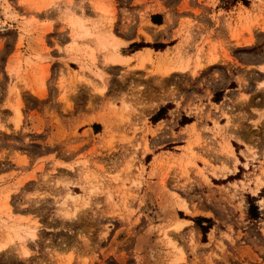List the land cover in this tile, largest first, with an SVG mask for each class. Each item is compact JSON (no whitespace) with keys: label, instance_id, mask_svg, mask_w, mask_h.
<instances>
[{"label":"rangeland","instance_id":"rangeland-1","mask_svg":"<svg viewBox=\"0 0 264 264\" xmlns=\"http://www.w3.org/2000/svg\"><path fill=\"white\" fill-rule=\"evenodd\" d=\"M200 1L219 33L197 38L188 15L180 34L213 65L163 82L158 67L152 105L103 102L93 65L52 52L72 22L154 31L127 51L163 50L150 23ZM200 1L0 0V264H264V0ZM230 15L253 46L229 50Z\"/></svg>","mask_w":264,"mask_h":264},{"label":"crops","instance_id":"crops-1","mask_svg":"<svg viewBox=\"0 0 264 264\" xmlns=\"http://www.w3.org/2000/svg\"><path fill=\"white\" fill-rule=\"evenodd\" d=\"M199 3L200 5H196L197 8L195 9L182 8L181 5L183 3H181L180 5L176 6V8L169 11V13H162L161 22H158V24L160 25H154L150 23L155 28L166 26L165 35L170 40V45H168L163 50L155 51L154 49L148 46H144L134 49L132 51H127L132 43L142 42L145 44H149L158 41L159 37H163L162 35L154 34V31H148V36L138 34L136 32V34L130 37H128L125 33L113 31L112 37L114 38L108 40L112 41L113 43L116 42L119 44L117 47L119 59L115 62H112L107 59V57L105 56L106 53L101 48H99V46L95 44L96 42L94 41L95 38H97L95 36V34L97 33L104 34V37L108 35L105 34L107 30L104 29L102 30L103 32L101 30L99 32H95L94 36H91V34H89L90 36L82 34L83 32H86V30L81 32L80 34H74L73 36H71L68 30V35L70 37L64 38L63 40H61L60 38L59 45H57L56 47L54 46L55 48H53L52 52L55 53L57 57H62V59L69 58V65H67V67L70 69V65H77L78 61L85 62L90 66L93 65L98 71V76L93 79V83L95 86L93 89L90 90V92L96 98H102L103 102H105V100L113 101L115 103V106H118L119 102L133 99V101H142L146 103H151L152 105L154 104V102L152 103L151 101L153 95L155 94L148 93V88L150 82L152 81V77L154 75L156 76L155 71L158 67H161L160 69L164 73H166L164 77L170 79L191 72L190 70H193L197 66L195 64L200 63L202 65L200 67V71L208 66L213 65V62L209 63L208 61L209 56H211V54H209V49L205 48L203 54L200 55L197 60L195 59V57L198 55L196 48H185L183 46L184 44L182 43L183 36L180 34L182 32L181 25L188 15L191 18L197 20L198 23H200L199 27L193 29V33L196 35L197 38H200V36H207L209 35L208 33L213 32V30L214 33H219L218 29H214L216 24L214 22L212 23L210 21V18H207L210 17L213 13L211 8H206V6H209L210 4L208 2L202 3L201 1ZM199 9H201L202 12L198 14L196 11H198ZM153 14H155V12ZM79 15L80 14L78 12L77 16ZM213 15L215 14L213 13ZM235 18L236 16L230 15L228 18L220 20L222 23L221 27L224 29L222 35H224L226 41L229 43V50L253 46L254 43L251 42L250 36L247 33L248 31L246 30L248 25L244 23L245 19L243 18L241 21H237V19L234 20ZM224 20L226 23L230 20V25L236 28L234 36H232L231 31L225 28V23H223ZM207 22L209 24H207ZM261 26L262 27L260 28H254L252 30L253 34L256 35L258 32H264V18L263 25ZM91 31L93 30H90L89 32ZM165 53L168 56H166ZM31 56V54H26L24 58L26 59L27 57ZM157 61L163 62L159 64ZM161 64L163 66H161ZM185 64H188L187 68H185ZM21 66H23V64ZM121 72L125 74L127 73L128 75H130V77L133 76V81L131 80V78L129 80L125 79L124 82L117 81L115 79V76L117 77L118 74H120ZM258 76L261 77L260 80L264 79V74L262 76L261 74H258ZM102 77L104 79H102ZM159 78L160 75H158V79ZM158 98L159 101L157 102V107H159L161 104V97ZM84 114L85 113H83L79 117V120L83 119ZM104 119L105 123L111 122L108 121L106 117H104ZM95 123H98V121H96ZM101 125L102 132H104V123H101ZM90 131L93 132L92 128L90 129Z\"/></svg>","mask_w":264,"mask_h":264},{"label":"bare ground","instance_id":"bare-ground-1","mask_svg":"<svg viewBox=\"0 0 264 264\" xmlns=\"http://www.w3.org/2000/svg\"><path fill=\"white\" fill-rule=\"evenodd\" d=\"M77 6V5H76ZM80 7V6H79ZM83 7V6H82ZM100 7H101V5H100ZM100 7H98V9L100 8ZM103 7V6H102ZM104 9V8H103ZM100 10V9H99ZM79 12H80V10H79ZM104 12V11H103ZM109 12V11H108ZM105 13V12H104ZM99 14V13H98ZM107 15V14H106ZM80 16V15H79ZM82 16V15H81ZM105 16V15H104ZM113 16V15H112ZM106 17V16H105ZM112 19V18H111ZM60 20V19H59ZM82 20V19H81ZM104 20H105V18H104ZM67 21V20H66ZM84 21V20H83ZM70 22V21H69ZM68 22V23H69ZM82 22V21H81ZM73 23V24H72ZM71 24H70V26L75 30V32L77 33V34H80L81 32H83V31H85L86 30V32H83L82 34H85L86 36L87 35H89V34H91V36L93 35L94 36V33L95 32H97V31H95V29L93 30L94 32H89L88 30L89 29H85L84 27H85V24H84V27H83V25H81V24H79V23H77V22H72ZM83 23V22H82ZM110 23V22H109ZM88 28V27H87ZM100 30V29H99ZM102 31V30H101ZM103 32V31H102ZM105 34H108V35H106L105 37H104V34H101V33H97V34H95V36L97 37V38H95V44H97L98 46H99V48H101L105 53H106V57H107V59H109L110 61H112V62H115V61H117L118 59H119V55H118V52H117V47H118V43H113L112 41H109L108 39H111V38H113L112 37V35H111V31H109V33L108 32H105ZM90 36V35H89ZM84 37V36H83ZM85 38H87V37H85ZM86 40V39H85ZM84 48V47H83ZM183 51V50H182ZM166 54V53H165ZM182 54V53H181ZM166 56H168L167 54H166ZM95 57V56H94ZM162 57V56H161ZM93 58V57H92ZM183 58V57H182ZM147 59V58H146ZM164 59V58H163ZM209 59H210V57H209ZM211 60V59H210ZM128 61V60H127ZM126 61V62H127ZM119 62V61H118ZM154 62V61H153ZM159 64L161 63V62H163V61H157ZM173 62V61H172ZM42 64V63H41ZM96 64V63H95ZM107 64V63H106ZM200 64V63H199ZM143 66V65H142ZM145 66V65H144ZM161 66H163L162 64H161ZM46 67V66H45ZM161 68V67H160ZM163 68V67H162ZM161 70V69H160ZM263 70V72H264V68L262 69ZM158 71V70H157ZM87 72V71H86ZM96 73V72H95ZM162 76H160L161 77V82H163V80L166 78V77H164V75L166 74H164V72L162 71ZM264 74V73H263ZM42 75V74H41ZM103 78V77H102ZM155 79L157 78V77H154ZM153 78V79H154ZM24 79V78H23ZM152 79V80H153ZM80 80V79H79ZM42 81V80H41ZM263 83H264V79H263ZM153 84V83H152ZM152 87V86H151ZM264 87V86H263ZM9 90V89H8ZM263 91V90H262ZM246 100V99H245ZM16 104V103H15ZM245 104V103H244ZM247 104V103H246ZM18 105V104H17ZM245 106V105H244ZM241 107V106H240ZM243 107V106H242ZM19 111V110H18ZM244 118V117H243ZM235 127H238L236 124L234 125ZM239 138V137H238ZM239 141V140H238ZM231 148V147H230ZM14 224V223H13ZM19 224V223H18ZM4 227V226H3ZM9 227V226H8ZM181 227V224L180 223H177V225H175V229H179ZM27 229V228H26ZM13 230V229H12ZM34 232H35V230H33V228H28V234L27 235H29V237H31V238H33L34 236H35V234H34ZM170 264H178V261H174V262H171Z\"/></svg>","mask_w":264,"mask_h":264},{"label":"trees","instance_id":"trees-1","mask_svg":"<svg viewBox=\"0 0 264 264\" xmlns=\"http://www.w3.org/2000/svg\"><path fill=\"white\" fill-rule=\"evenodd\" d=\"M221 1H225V0H221ZM229 1L231 2V4H234V3L238 2V1H242V0H229Z\"/></svg>","mask_w":264,"mask_h":264}]
</instances>
